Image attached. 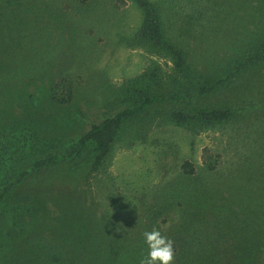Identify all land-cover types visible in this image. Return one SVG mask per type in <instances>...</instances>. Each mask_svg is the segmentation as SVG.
<instances>
[{
  "label": "rangeland",
  "instance_id": "374dc122",
  "mask_svg": "<svg viewBox=\"0 0 264 264\" xmlns=\"http://www.w3.org/2000/svg\"><path fill=\"white\" fill-rule=\"evenodd\" d=\"M153 1L201 83L225 75L231 60L264 40V0ZM142 19L131 0H0V127H32L46 140L33 139L0 182L31 169L32 157L67 153L93 123L126 107L124 91L140 75L163 95H186L128 119L98 173H90L91 161L70 159L31 171L0 209L2 260L7 239L23 248L42 239L49 264H60L58 253L67 264H140L142 234L157 228L179 264V235L213 239L222 225L223 254L225 233L234 224L248 229L250 207L264 213V64L216 91L187 90L171 55L135 38ZM212 108L233 114L209 125L171 120L174 110ZM72 218L81 235L68 226ZM20 229L25 240L12 236Z\"/></svg>",
  "mask_w": 264,
  "mask_h": 264
},
{
  "label": "trees",
  "instance_id": "16d2710c",
  "mask_svg": "<svg viewBox=\"0 0 264 264\" xmlns=\"http://www.w3.org/2000/svg\"><path fill=\"white\" fill-rule=\"evenodd\" d=\"M143 13L142 22L135 33L137 40L148 41L155 47L162 49L171 55L174 63L175 71L178 73L183 86L188 90L195 87L196 91L201 94L216 91L223 88L234 80L244 71L253 67L264 64V40H260L246 55L235 58L230 61V69L223 76H214L213 79L203 80L201 83L198 77L203 76L196 71L194 66L189 62L187 54L183 49L178 47L165 33L161 11L153 0H131ZM252 45V44H251ZM154 77H157L153 73ZM147 76L140 75L133 80L132 83L124 91V95L128 98L126 107L120 109L116 113L105 116L99 122L93 123L91 127L71 145L67 153L50 154L43 158L32 157L31 169H20L15 178L6 177L0 182V209L5 200L12 194L16 187L22 183L31 171L36 170L44 165H51L60 160H72L77 165L91 161L90 173H98L104 167L108 160L117 138L120 136L125 122L137 116L141 111L147 109L150 105L165 100H181L185 98L184 93H176L174 95H163L153 85ZM196 84L199 87L196 88ZM233 112L229 108H212L199 109L196 112L186 110H174L171 113V120L178 125H189L194 122H201L204 125L223 122L232 116ZM46 138V137H45ZM35 140L38 144L45 145V139L38 136L32 127L18 130V127H0V172L5 167H12V161L18 157L26 159L27 147ZM47 139V138H46ZM49 142L51 140L48 138ZM45 143V144H44ZM33 144V143H32ZM42 145V146H43ZM24 155V156H23ZM15 167V165H14ZM184 170L190 174L194 172V167L190 162L184 164ZM13 171V170H12ZM11 171H8L10 173ZM206 194V193H205ZM259 208V207H258ZM253 206L249 209L248 229H241L234 218L231 222L234 224V230L230 236L226 235L229 250L221 254L219 252L218 243L223 236L222 225H216L218 229L215 238L211 239L210 232L205 236L201 232L195 233L196 239H190L179 235L178 241L181 243L178 251L179 264H264V259L260 262L256 260V256L260 251H264V213ZM79 218H72L68 226L73 228L75 235H81L77 224L81 221ZM80 221V222H79ZM215 222V221H214ZM208 227L211 221H208ZM214 227V225H213ZM37 229V224H36ZM21 230V231H20ZM12 235L13 238L25 240L26 233L20 229ZM41 230V228H40ZM236 232V237H234ZM239 232V233H238ZM83 236V235H82ZM191 237L192 235H188ZM4 235H2V238ZM84 239V238H83ZM42 239L32 240L30 247L26 245L23 248L16 240H6L5 247L9 248V253L5 257V261L0 258V264H49V259L45 256L47 247L46 241ZM190 240V241H189ZM37 241V244H33ZM245 245H243V243ZM248 245V246H247ZM218 248V249H217ZM140 254V253H139ZM57 262L67 264L66 254H57ZM28 258V259H27Z\"/></svg>",
  "mask_w": 264,
  "mask_h": 264
},
{
  "label": "clouds",
  "instance_id": "9594fccd",
  "mask_svg": "<svg viewBox=\"0 0 264 264\" xmlns=\"http://www.w3.org/2000/svg\"><path fill=\"white\" fill-rule=\"evenodd\" d=\"M142 235L147 254L141 258L140 264H172L174 248L173 241L169 237L157 228L144 231Z\"/></svg>",
  "mask_w": 264,
  "mask_h": 264
}]
</instances>
